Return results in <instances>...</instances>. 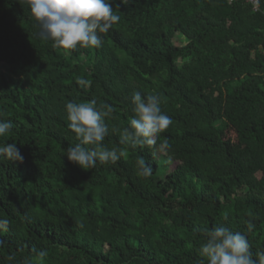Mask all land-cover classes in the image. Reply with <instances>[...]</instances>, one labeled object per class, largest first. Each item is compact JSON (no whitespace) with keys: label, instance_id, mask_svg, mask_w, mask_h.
Wrapping results in <instances>:
<instances>
[{"label":"trees","instance_id":"16d2710c","mask_svg":"<svg viewBox=\"0 0 264 264\" xmlns=\"http://www.w3.org/2000/svg\"><path fill=\"white\" fill-rule=\"evenodd\" d=\"M14 1L0 0V119L13 122L0 143L15 142L24 160L0 161V218L10 221L0 264H200L199 229L222 224L247 236L256 259L264 0L258 11L247 0H113L120 21L102 46L73 50L40 40L30 10ZM135 91L160 94L172 119L161 137L176 167L165 177L162 156L120 143ZM91 100L113 107L103 144L124 155L84 170L64 156L77 143L65 105ZM140 158L153 167L148 178L137 174Z\"/></svg>","mask_w":264,"mask_h":264},{"label":"clouds","instance_id":"9594fccd","mask_svg":"<svg viewBox=\"0 0 264 264\" xmlns=\"http://www.w3.org/2000/svg\"><path fill=\"white\" fill-rule=\"evenodd\" d=\"M15 2V1H14ZM129 0H120L121 4ZM16 3V2H15ZM30 10L31 19L36 23L37 37L42 41H51L53 48L67 50L80 48H99L106 34L120 21V16L113 7V0H19ZM119 5H116L118 8ZM76 82L87 86L90 82L77 77ZM162 97L158 93L142 96L135 91L131 96L133 116L128 126L121 131L120 143L132 149L148 148L153 158L168 157L172 145L167 137H161L172 124L171 117L162 110ZM69 129L75 134L77 143L63 149L64 156L84 170H91L101 165L115 164L124 150L118 147L109 148L103 144L108 135L106 118H110L114 109L111 105H97L95 100L76 103L70 101L65 105ZM13 129V122L0 119V137H5ZM20 162L24 160L16 143H0V161ZM165 163L168 162L166 159ZM137 174L148 178L153 174V167L144 158L137 162ZM227 213L224 219L227 220ZM10 221L0 218V233L9 230ZM203 242L199 245L202 259L200 264H264V251L253 259L247 236L240 231H233L225 225L199 229ZM4 243L0 240V246ZM40 260L47 256L46 251L37 254ZM7 259L15 260L14 255ZM24 264H34L31 259Z\"/></svg>","mask_w":264,"mask_h":264},{"label":"rangeland","instance_id":"374dc122","mask_svg":"<svg viewBox=\"0 0 264 264\" xmlns=\"http://www.w3.org/2000/svg\"><path fill=\"white\" fill-rule=\"evenodd\" d=\"M184 41V38H182ZM226 141H227V145L230 148V150H236L240 147V142L238 139V136L235 132L233 131H229L227 133V137H226ZM162 158L164 160H168L167 163H164L163 168H162V176L165 177L167 176L168 173H170L172 171V169H174L176 167V165H173V162H171V159H169L168 157H163Z\"/></svg>","mask_w":264,"mask_h":264},{"label":"built area","instance_id":"2783aa9c","mask_svg":"<svg viewBox=\"0 0 264 264\" xmlns=\"http://www.w3.org/2000/svg\"><path fill=\"white\" fill-rule=\"evenodd\" d=\"M231 2H234V1H240V0H230ZM250 4H252L253 6V10L254 11H258L259 10V1L258 0H247Z\"/></svg>","mask_w":264,"mask_h":264}]
</instances>
